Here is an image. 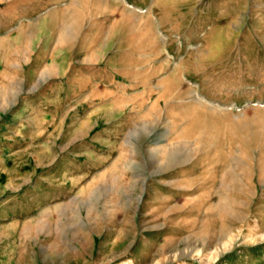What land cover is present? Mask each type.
Returning <instances> with one entry per match:
<instances>
[{"label":"rangeland","instance_id":"374dc122","mask_svg":"<svg viewBox=\"0 0 264 264\" xmlns=\"http://www.w3.org/2000/svg\"><path fill=\"white\" fill-rule=\"evenodd\" d=\"M0 264H264V0H0Z\"/></svg>","mask_w":264,"mask_h":264}]
</instances>
